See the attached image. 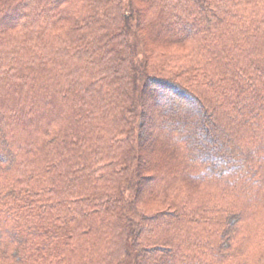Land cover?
Returning a JSON list of instances; mask_svg holds the SVG:
<instances>
[{"label":"trees","instance_id":"obj_1","mask_svg":"<svg viewBox=\"0 0 264 264\" xmlns=\"http://www.w3.org/2000/svg\"><path fill=\"white\" fill-rule=\"evenodd\" d=\"M0 264H264V0H0Z\"/></svg>","mask_w":264,"mask_h":264}]
</instances>
